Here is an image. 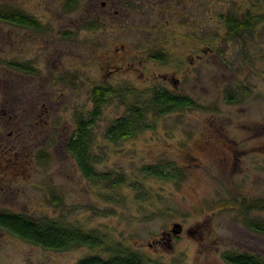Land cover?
I'll return each instance as SVG.
<instances>
[{
  "label": "rangeland",
  "instance_id": "374dc122",
  "mask_svg": "<svg viewBox=\"0 0 264 264\" xmlns=\"http://www.w3.org/2000/svg\"><path fill=\"white\" fill-rule=\"evenodd\" d=\"M96 2L0 0L43 25L16 37L17 45L27 38L33 68L21 75L4 65L10 26L0 20V139L15 150L12 163H0V212L74 224L106 244L45 249L0 227V264H76L115 249L145 264H229L228 252L264 260V234L247 226L240 205L264 199V0H186L183 16L139 10L108 33L88 30ZM248 12L263 18L230 34L225 18ZM101 85L116 91L92 124L90 155L111 178L92 182L66 143ZM163 88L193 106L155 115L150 98ZM133 104L148 110L152 127L109 139L107 129ZM149 165L180 171L162 179L145 173ZM248 215L264 221V209Z\"/></svg>",
  "mask_w": 264,
  "mask_h": 264
},
{
  "label": "trees",
  "instance_id": "16d2710c",
  "mask_svg": "<svg viewBox=\"0 0 264 264\" xmlns=\"http://www.w3.org/2000/svg\"><path fill=\"white\" fill-rule=\"evenodd\" d=\"M68 9L72 3H68ZM263 18L262 15L246 13L242 18L226 17L225 23L232 35H238L242 31L250 29L257 21ZM0 20L3 22L13 20L20 25H27L34 29L39 28L36 19L29 15H23L20 10L0 7ZM33 68L29 65V71ZM112 86H95L91 92L93 108L90 117L78 113L76 117V129L68 138L66 143L67 151L75 159L84 177L92 182L98 179L110 180L108 173H100L95 170L94 162L91 159V127L95 119L101 114L102 107L107 99L115 93ZM121 93V92H120ZM123 97V94L121 93ZM193 106L191 97L184 94H176L168 89H154L150 98L149 109L154 110L157 116L164 115L175 110H183ZM148 110L140 105L133 104L127 108V112L117 117L113 124L107 129L106 135L113 141L125 140L134 137L142 130L149 129L152 125L147 121ZM145 173L162 179H172L179 173V168L167 171L166 166L149 165L144 168ZM121 182L114 185L119 186ZM241 210L245 214V222L249 228L264 234V221L248 214L252 210L264 209V199L247 201L241 203ZM0 227H3L19 238L45 249L66 250L76 246H88L90 248L103 247L106 244L104 235L94 231H86L83 228L66 224L58 220L42 219L34 220L23 214L0 212ZM111 250V248H110ZM229 264H264V260L248 252H228L224 254ZM76 264H145L139 253L131 250L115 249L109 257L101 255H88L80 258Z\"/></svg>",
  "mask_w": 264,
  "mask_h": 264
},
{
  "label": "flooded vegetation",
  "instance_id": "af4514ba",
  "mask_svg": "<svg viewBox=\"0 0 264 264\" xmlns=\"http://www.w3.org/2000/svg\"><path fill=\"white\" fill-rule=\"evenodd\" d=\"M185 2L186 0H99V2H96L88 11V18L94 22V24L88 27V30H91L92 32L100 31L101 33H108L110 30L114 31L115 29L122 30L124 28V22L132 16L133 12L139 10H158L159 12H163V15L167 14V16L171 17L183 16L186 14L184 7ZM98 3L100 4V7L97 6ZM21 12L23 15H29L23 11ZM29 16L33 17L32 15ZM36 21L40 26L37 29L27 25H20L13 20L5 22L10 26L7 36L11 45L10 56H8V60L6 59L7 61L4 65L8 69H13L16 72H19L21 75H27L28 72H30L25 45L27 44V38L21 36L20 39L22 41L20 42V45H17L16 37H18L19 32H25L23 35L25 36L28 30H41L43 25L38 19H36ZM116 50L119 51V48H116ZM153 58L157 61H166L167 56L165 52L155 50ZM25 96L26 92H23L22 97L25 98ZM26 99L23 101L24 104L27 101ZM24 108L25 106L23 109ZM9 117L12 116L10 115ZM9 135H13V133L10 132ZM13 146L16 148L17 145L15 144ZM23 147L24 146L21 145V155L24 151ZM12 149V145L8 144L6 140L2 141V139H0V163L5 161L12 163V156L15 152V150Z\"/></svg>",
  "mask_w": 264,
  "mask_h": 264
},
{
  "label": "water",
  "instance_id": "95a60500",
  "mask_svg": "<svg viewBox=\"0 0 264 264\" xmlns=\"http://www.w3.org/2000/svg\"><path fill=\"white\" fill-rule=\"evenodd\" d=\"M177 227H180L179 225H176Z\"/></svg>",
  "mask_w": 264,
  "mask_h": 264
}]
</instances>
